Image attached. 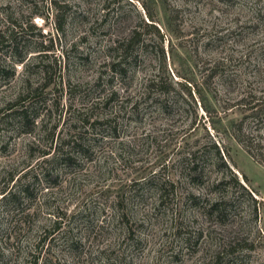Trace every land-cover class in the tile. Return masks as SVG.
<instances>
[{
	"label": "rangeland",
	"instance_id": "374dc122",
	"mask_svg": "<svg viewBox=\"0 0 264 264\" xmlns=\"http://www.w3.org/2000/svg\"><path fill=\"white\" fill-rule=\"evenodd\" d=\"M0 36V264H264V0H0Z\"/></svg>",
	"mask_w": 264,
	"mask_h": 264
},
{
	"label": "trees",
	"instance_id": "16d2710c",
	"mask_svg": "<svg viewBox=\"0 0 264 264\" xmlns=\"http://www.w3.org/2000/svg\"><path fill=\"white\" fill-rule=\"evenodd\" d=\"M146 16H147V19H148V21H149L150 23L145 24V26H146L147 28H150L151 30H153V32H154L156 35L162 37V35H161L160 32L158 31V29L152 24V22H153V16H152V14L149 13V11H146ZM134 37H135V36H132L130 42H129L128 45L124 48V51H123V52H126L127 49L130 47L131 42H133L132 39H134ZM2 40H3V39H2V37L0 36V42H1ZM158 84H159V82L150 81L148 87H153V86H156V85H158ZM16 112H17L16 115H17V117L19 118V120L22 121V124H25L26 111L18 110V108H17V111H16ZM247 150H248V149H247ZM248 152H249L248 154H250V151H249V150H248ZM250 155H251V154H250ZM252 158H253V157H252ZM242 177H243V180H244L245 182L248 181L247 178H246L245 176H242ZM4 197H5V196H4ZM4 197H3V198H4ZM10 198H11V199H14V198H15V195H10Z\"/></svg>",
	"mask_w": 264,
	"mask_h": 264
}]
</instances>
